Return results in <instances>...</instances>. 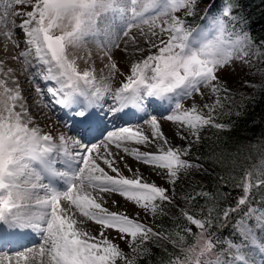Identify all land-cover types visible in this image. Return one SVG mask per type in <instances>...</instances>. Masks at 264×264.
I'll use <instances>...</instances> for the list:
<instances>
[{
  "label": "snow or ice",
  "instance_id": "snow-or-ice-1",
  "mask_svg": "<svg viewBox=\"0 0 264 264\" xmlns=\"http://www.w3.org/2000/svg\"><path fill=\"white\" fill-rule=\"evenodd\" d=\"M195 6L196 0H11L7 4L0 18L5 28L0 36L15 50L20 47L16 37L22 33L27 45L26 51L16 52L11 59L22 64L21 74L27 73L30 83H36L37 77L44 82L53 104L68 109L78 119L71 126L65 125L75 134L54 137L45 132L31 115L14 70L9 67L5 72V61L0 60V77H3L0 78V225L9 230L30 228L42 235L38 251L27 249L14 255L5 254L0 256V264H34L37 257L39 264H117L118 261L137 264L139 258L149 254L143 245L150 240L161 247L159 241H169L179 249V254L169 253L161 264H253L249 257L255 251L264 255V209L254 207L251 198L254 187L264 186V178L253 183L252 172H246L233 185L241 190L240 195L235 207L221 210L222 216L215 203L207 207L206 215L202 214L204 206L199 213L188 210L187 205L197 197L211 199L210 193L198 191L194 196H182L186 206H175L187 225L175 233L165 229L154 231L139 222L138 212L129 216L123 210L110 211L93 194L116 193L145 213L157 215L160 209L157 202L175 204L174 192L170 194L168 188L148 182L139 169H133L111 146L148 167L150 174L174 185L180 172L202 169V164L182 158L189 155L192 144H199L202 129L226 127L216 122V113L232 98L220 84L217 71L233 59L248 63L246 49L253 41L248 32L237 27L242 18L235 14L237 5L233 0H226L215 15H210L211 5L206 9L201 18L207 20L206 28L192 29L186 19L174 15L184 9L186 17L192 16ZM12 7L18 10L12 12V20L8 21L7 9ZM160 16L170 19L158 25ZM16 18H20L18 25ZM106 19L113 22L119 19L125 36L140 24L160 29L159 33L152 31L146 41L147 56L143 55L145 49H135L141 59L129 62L125 82L114 91L105 81L123 73L111 61L110 52H105L110 61L105 65L108 76L97 81L94 68L79 69L78 57L73 51L85 45L89 37L98 36L100 25ZM9 22L11 28L7 26ZM17 27L20 33L16 32ZM165 34L167 39H163ZM256 55H264L259 46ZM8 81L15 86L10 87ZM201 86L210 89L215 101L204 103L206 113L196 104L185 109L184 98L201 94ZM36 91L43 96L39 84ZM109 93L111 105L105 100ZM80 97L87 103L81 104ZM152 99L172 106L171 113L163 118L179 126L180 131H174L173 138L179 135L188 142L187 147H174L155 115L143 122L147 125L143 129L123 126L107 130L105 127V120L110 116L128 108L145 111ZM152 107L155 111L160 106L153 104ZM97 137L99 140L94 143ZM129 144L149 148L155 145L156 151H141ZM74 149L80 151L74 152ZM54 153L64 158L68 171H56L52 167ZM120 163L130 176L123 174ZM34 164L39 165V170ZM104 166L115 175L109 174ZM46 174L59 176L65 187L61 190L45 183ZM112 205L120 208L119 201L113 200ZM232 213H243L234 225L241 237L238 243L221 239L210 230L214 221L227 224ZM252 220L254 225L249 224ZM87 221L99 226V230L94 233L86 228ZM188 225L198 230L191 245L184 244L185 237L181 234L193 233ZM108 231L116 235L109 238ZM6 235L16 233L9 231ZM4 238L0 227V246ZM117 238L131 249L130 256L113 242Z\"/></svg>",
  "mask_w": 264,
  "mask_h": 264
},
{
  "label": "trees",
  "instance_id": "trees-1",
  "mask_svg": "<svg viewBox=\"0 0 264 264\" xmlns=\"http://www.w3.org/2000/svg\"><path fill=\"white\" fill-rule=\"evenodd\" d=\"M225 3L226 0H196L194 14L186 17L185 12L181 19H186L187 25L191 27L210 5L211 10H214ZM233 3L237 5L235 14L242 18V23L237 27L248 32L256 48L259 46V51L264 53V0H233ZM232 85H223L232 99L225 102V107L219 109L216 115V122L226 127L217 129L206 126L201 131L199 144L191 146L189 155L185 156L190 162L202 164V169H192V173L180 172L176 178L184 182L180 190L175 189V202L180 206H186L182 196H194L198 191L210 193L211 199L206 201L197 197L191 205H187L190 213H199L201 206H204L202 214L206 215L207 207L215 203L217 212L222 216L223 208L235 207L241 190L233 185L242 180L246 172H252L253 183L264 178V55L256 57L252 68L245 70ZM221 95L225 93L222 91ZM251 198L254 207L264 208V186L254 187ZM161 204L162 211L158 209L157 215L146 213V226L152 227L154 231L165 229L173 233L180 232L187 225L180 209L174 208L173 211V206L165 209ZM242 214L232 213L227 224L214 221L210 230L221 239L233 241L236 236L234 225ZM188 226L193 229V233L181 232L185 237V245L195 243L194 233L198 231L195 226ZM159 245L162 247L154 240L146 242L143 247L149 249V254L139 258L137 264H161L168 259L169 253L179 254V249L169 241L161 240ZM122 250L126 256L131 255L127 245Z\"/></svg>",
  "mask_w": 264,
  "mask_h": 264
},
{
  "label": "rangeland",
  "instance_id": "rangeland-1",
  "mask_svg": "<svg viewBox=\"0 0 264 264\" xmlns=\"http://www.w3.org/2000/svg\"><path fill=\"white\" fill-rule=\"evenodd\" d=\"M8 3H11V0H0V18L4 16V11ZM17 10L18 9L16 7L7 9L8 21L12 20V12L17 11ZM23 10L27 11L30 9H23ZM182 11H184V9L177 11L176 13H174V15L178 16V13ZM168 19H170V17L160 16L157 20V24L164 25V22ZM15 23L19 24L20 18H16ZM112 25L114 27H112ZM7 26L8 28H11L12 24L9 22ZM106 26H107V29L105 30ZM100 27H101V32L98 36L89 37L88 42L85 45H83L79 49H74L73 51L76 57H78L77 64L79 66V69L82 71V70L88 69L89 67L94 68L97 81L102 80V77L108 76V69L105 67V65H107L110 61H109V56L105 55V52L106 51L110 52L111 61L116 63L120 68V72L123 73V75L117 74L114 78L108 81H105L106 83L110 84L111 89L114 91L116 88H118L121 85V83L125 82V78L129 74V62L127 60L128 55L124 53L125 52L124 47L128 45L130 46L129 48H132V49H136L137 47L141 49H145L144 54L147 56L148 55L147 49L149 48V45L146 43V41L148 40L152 31H156L157 33H159L160 29L159 27L152 29L150 28L148 24H140L139 27H133L132 29H130L129 35L125 36L123 35V30L121 28L119 19H118V22L116 21L113 22L111 19H106L100 25ZM4 31H5V28L2 26V22H0V33ZM20 31L21 30H18L16 32L20 33ZM145 33H147L148 35H145ZM16 39L20 40V47L18 49L13 50L12 44L10 42H6L5 38L3 36H0V60L5 61V64H4L5 72L7 71L9 67L14 70V78L16 79V81H18V78L21 76L20 74H21L22 64L16 60L11 59V56L14 55L16 52L26 51L27 45L24 43V37L22 33L19 36H17ZM152 39L155 40L156 37H152ZM163 39H167V34L163 36ZM5 48H7V51H5ZM152 51H155V49H153ZM246 51L249 52V55L245 57V59L249 61L248 63H245L244 60H241V59H233L232 61L229 62V64L225 65L222 69H219L217 71L219 82L222 86L223 85H225L226 87L227 85L233 86L232 83L235 79L242 77L245 70H249L252 68L253 65L251 66V64L255 62L256 56H257L256 48L252 44L250 48L246 49ZM34 62L35 61L33 60V63ZM0 78H3V77H0ZM26 82L28 84H31V86L28 89L21 88V95L24 98L26 104L28 105L29 111L31 115L33 116L36 124L39 125L45 132H50L51 134H53L54 137H58L62 133L65 135L70 134L66 130V128L63 127V125H61L59 121L50 113V109H49L50 107H48L47 104L49 102L48 97H51V96L48 94L46 88H44V82L41 81L39 77L36 78V83H30L27 79H26ZM8 83L10 87L15 86L11 83V81H8ZM23 83L24 82L22 81V84ZM37 84L40 85L43 91L45 89L43 96L37 93L36 91ZM45 93L48 95L46 100L44 99ZM200 93L202 95L194 93L191 97L184 98V100L182 101L183 107L185 109H188L193 104H196L198 108H201L206 113L207 109H203L204 103L206 102L211 103L215 101L216 97L211 94L210 89L205 88L203 86L200 87ZM110 95L111 94L109 93L105 97L106 101L110 99L109 98ZM156 101L160 103V105L166 110V112L164 114L156 116L155 114L157 113H154V112L151 113L150 111V113H148L149 118L152 115H155L157 117L159 123L162 125L163 132L171 140L172 145L174 147H177V146L187 147L188 142L180 139L179 135L173 138V132L175 131L178 133L180 131L179 126L163 118L165 115H168L171 113L172 106L168 102L162 103L159 100H156ZM102 103H104V101H102ZM159 103H156L155 105H159ZM36 109H38L41 112L36 113L35 111ZM56 142L58 143V140ZM115 150L116 152H119L120 156L124 157V160H126L127 163L131 165L133 169H137V167L135 166L137 162L131 156H128L122 150L116 149V147H114V151ZM140 150L144 151L143 149H140ZM73 151L78 152L80 151V149H74ZM58 157L60 156L58 155ZM182 158L184 159V157ZM104 167H105V170L109 172V174L115 175V173H111L110 169H107L106 166ZM120 168L126 177L130 176V173L124 168L123 163H120ZM189 172L192 173V169L191 171L189 170L187 173ZM193 174H195V172H193ZM144 175L147 177L148 182H155L157 185H161V186L168 188L170 194L174 192V201H176L177 192L175 191V189L180 190V186L184 182L177 181L176 179L175 184L172 185V184L167 183L166 180L161 179V177L157 175L150 174V173H146ZM96 196L100 198L99 202H101L103 206L108 208L110 211L123 210L129 216H133L134 213L138 212L139 213L138 220L140 219L139 222L144 223L146 225L147 218H148L147 214L143 210L136 208L131 203L125 202L123 198H121L118 194L98 193ZM113 200L119 201L120 203L119 209L117 207H113L112 205ZM176 204L178 203L175 202V204H168L167 202H165V203H162L161 205L162 207L165 206L163 207L165 209H170L173 206V211H174L175 210L174 208H177L175 206ZM87 222L90 223V226L86 228H90L94 233L99 230V226L95 225L91 221H87ZM254 223H255L254 220L249 222L250 225H254ZM115 235L116 234L114 232L108 231L109 238H112ZM113 242L118 244V246L121 247V249H123V246L126 245L122 240L118 238L114 240ZM262 256L263 255L260 254L258 251H255V253L249 257V259L253 261V264H260V261L264 260Z\"/></svg>",
  "mask_w": 264,
  "mask_h": 264
},
{
  "label": "bare ground",
  "instance_id": "bare-ground-1",
  "mask_svg": "<svg viewBox=\"0 0 264 264\" xmlns=\"http://www.w3.org/2000/svg\"><path fill=\"white\" fill-rule=\"evenodd\" d=\"M18 25V24H17ZM18 30H20L18 27H17V29H16V31H18ZM130 46H128V45H126L125 47H124V51H125V49H127V51H125L124 53L126 54V55H128V57H127V60H128V62H130V61H137V60H139V59H141V55H140V53H138V52H136L135 51V49H132V48H129ZM143 55L144 56H146L144 53H143ZM21 76L18 78V84H19V87H20V90H21V88L22 89H28V88H30V86H31V84H28L27 82H26V79L28 80V75L27 74H20ZM22 81L24 82L23 84H22ZM31 95H32V93H31ZM82 98V100H84V101H86L85 100V98H83V97H81ZM81 98H80V100H81ZM107 104H109V105H111L112 103H113V101L111 100V99H108L107 101ZM148 109V106L146 107V110ZM146 110L145 111H141V112H146ZM36 111V113H40L41 111H39L38 109H36L35 110ZM144 113H142L140 116H142ZM138 113L136 112V113H133V114H131V116L130 117H138ZM124 116V112H119V113H116L115 115H112L111 116V118L110 119H106L105 120V127L107 128V130H114V129H118V122L117 123H115V119H114V117L115 118H122ZM149 117H148V114H146L145 115V118L142 120H139L140 122H138V123H136V124H134V125H128V126H130V127H134V128H145L147 125L146 124H144L143 122L146 120V119H148ZM120 123V122H119ZM113 125H115V126H113ZM98 140L99 139H97L96 141H94V143L95 142H98ZM128 146H131V147H138V148H140V149H143L144 151H156V147H155V145H153L151 148H149V147H146V146H143V145H141V146H137V145H134V144H129ZM112 147V151L113 152H116V150L114 151V145L113 146H111ZM136 167H137V169H139L140 170V172H142L143 174H146V173H150V169L148 168V167H146V166H144L143 164H139V163H137L136 165H135ZM69 170V169H68ZM55 177V176H54ZM49 179H53V176L52 175H50V178ZM65 186L63 185V186H61V188H59V189H63ZM94 195H97L98 194V192H94L93 193ZM77 216H79V214L77 213ZM88 226H90V223H88V222H86L85 223V227H88ZM39 233V232H38ZM40 234V233H39ZM37 250H35V251H38V248H36ZM34 264H39V257H37V259H36V261L34 262Z\"/></svg>",
  "mask_w": 264,
  "mask_h": 264
}]
</instances>
